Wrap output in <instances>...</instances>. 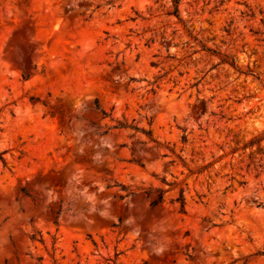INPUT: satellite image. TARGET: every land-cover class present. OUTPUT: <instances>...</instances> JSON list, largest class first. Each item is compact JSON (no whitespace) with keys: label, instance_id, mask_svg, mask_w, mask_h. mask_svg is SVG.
Segmentation results:
<instances>
[{"label":"rangeland","instance_id":"rangeland-1","mask_svg":"<svg viewBox=\"0 0 264 264\" xmlns=\"http://www.w3.org/2000/svg\"><path fill=\"white\" fill-rule=\"evenodd\" d=\"M172 11L0 0V264H264V0Z\"/></svg>","mask_w":264,"mask_h":264},{"label":"trees","instance_id":"trees-1","mask_svg":"<svg viewBox=\"0 0 264 264\" xmlns=\"http://www.w3.org/2000/svg\"><path fill=\"white\" fill-rule=\"evenodd\" d=\"M171 1H172V6H173V11L171 12V14L175 15L179 20H181V17H180V14H179V2H180V0H171ZM231 65L234 66V67H237L235 61H233V60L231 61ZM135 129L137 130V128H135ZM147 134H149V133H147ZM0 160H3L1 154H0ZM179 201L181 202V208L183 210L184 209L183 198L180 197ZM58 214H59V212H58Z\"/></svg>","mask_w":264,"mask_h":264}]
</instances>
